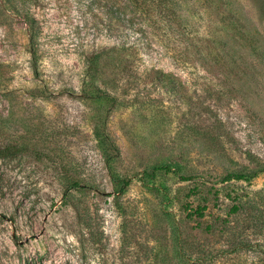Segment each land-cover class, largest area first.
I'll return each mask as SVG.
<instances>
[{
	"label": "rangeland",
	"instance_id": "1",
	"mask_svg": "<svg viewBox=\"0 0 264 264\" xmlns=\"http://www.w3.org/2000/svg\"><path fill=\"white\" fill-rule=\"evenodd\" d=\"M263 252L264 0H0V264Z\"/></svg>",
	"mask_w": 264,
	"mask_h": 264
},
{
	"label": "trees",
	"instance_id": "2",
	"mask_svg": "<svg viewBox=\"0 0 264 264\" xmlns=\"http://www.w3.org/2000/svg\"><path fill=\"white\" fill-rule=\"evenodd\" d=\"M97 79V72L93 73V76L91 77V89L90 91L92 90L94 92V97L96 99H101V98H106V96H108L107 94L104 93V91L102 90V88H100V86L98 87L99 84H97V82L95 83L94 81H96ZM107 136L103 133V134H100L98 136V139L101 141V143L104 144V146L106 147V150L107 149H110V146H111V143H107L109 142V140L106 138ZM111 156H107V159L109 161ZM156 170H164L166 172L168 171H171V167L170 166H158L155 168ZM112 177L119 182V179L115 176L114 173H112ZM230 178L231 177H234L236 179H242L244 178V176L242 174H234V175H230L229 176ZM122 183L124 185H127L126 181H122ZM83 186H81L79 184V182H72L69 187L67 188V190L69 189H79V188H82ZM239 205H234L232 207V211H237L239 209ZM204 210H205V206H202V207H197L196 209L193 210L192 214H189L188 216H192L195 214V216H197L198 218H202L204 216ZM211 226L207 225L206 226V229H210ZM264 254V252H263ZM189 264H212V262H189ZM246 264H264V258L262 261L260 262H250V263H246Z\"/></svg>",
	"mask_w": 264,
	"mask_h": 264
}]
</instances>
